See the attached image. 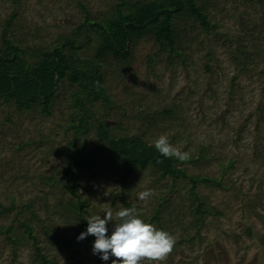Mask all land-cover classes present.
Masks as SVG:
<instances>
[{
    "label": "rangeland",
    "instance_id": "obj_1",
    "mask_svg": "<svg viewBox=\"0 0 264 264\" xmlns=\"http://www.w3.org/2000/svg\"><path fill=\"white\" fill-rule=\"evenodd\" d=\"M16 1L0 0V49L4 34L22 49H49L83 23V8L90 20H100L118 3ZM139 1L146 0H127ZM197 6L213 28L205 29L191 17L175 21L181 59L151 37L131 46L128 60L109 58L103 89L110 104L93 110L114 137L139 135L152 145L164 134L170 144L189 152L190 162L182 161L179 169L190 178L221 181V190H197L219 216L206 218L200 239L182 243L194 237V231L182 228L193 221L187 210L189 186L177 185L178 192L170 195L166 188L171 181H158L151 171L124 175L96 140L94 122L85 152L89 166L68 170L63 149L72 137L66 127L76 116L71 89L62 83L47 116L39 108L19 112L0 106V211H9L0 214V264H40L20 221L34 223L50 264H112L117 259L103 261L93 254L94 243L86 246L77 239V212L68 208L75 201L63 189L65 181L79 185L86 220L97 214L104 218L108 207L114 214L135 207L151 223L165 199L160 222L151 224L172 234L176 244L160 264H264V0H199ZM95 48L89 46L78 57H92ZM53 175L55 185H44ZM145 190L152 195L141 201L138 194ZM114 223L115 217L109 236ZM11 227V237L18 239L15 256L4 235ZM46 234L53 236L51 242Z\"/></svg>",
    "mask_w": 264,
    "mask_h": 264
},
{
    "label": "trees",
    "instance_id": "obj_2",
    "mask_svg": "<svg viewBox=\"0 0 264 264\" xmlns=\"http://www.w3.org/2000/svg\"><path fill=\"white\" fill-rule=\"evenodd\" d=\"M10 1L17 4L16 0ZM117 1L113 12L100 20H90L83 8L85 15L83 23L70 37L61 39L49 49H22L14 45L10 39L7 40L4 34L3 48L0 49V106H12L19 112H31L39 108L41 114L47 116L60 85L68 84L71 89L70 106L76 116L72 124L66 127L72 137L63 149L68 170L89 166L90 161L85 157V152L87 136L91 133L94 126L92 122H94L96 140L107 148L112 162L120 166L124 175L135 171H151L158 181H171L169 187L166 188L170 195L178 192L177 185L186 183L189 186L187 210L193 221L188 226H180L186 227L188 231H194V237L181 241L192 244L196 238L200 239V231L206 218L219 216L210 209L197 190L200 186L221 190L223 189L221 181L188 177L179 169L182 161L175 157L162 156L155 148V144H148L139 135L112 136L107 126L95 119L93 108L99 104H110L103 89V66L109 58L126 61L129 58L131 46L146 37H151L157 46L170 56L181 59L182 55L175 47V21L191 17L205 29H212L213 26L209 25L207 16L197 6L199 0H146L134 3L127 2V0ZM12 17L6 22V30L9 28ZM93 44L96 48L92 57H78L80 51ZM56 180L53 175L46 180L44 185L53 186ZM62 186L75 201L68 208L77 212L78 230L81 233L86 232L88 226L84 218L86 204L78 196L79 185L65 181ZM166 203L168 202L165 199L161 200L150 219L151 223L160 222L161 214L164 213L159 210ZM177 209L184 211L182 208ZM7 212L9 211L1 210L0 214L5 215ZM18 225L31 242L34 260H38L40 264H50L42 253L39 244L40 234L35 232L34 223L20 221ZM13 231L12 227L8 228L4 230V235L5 242L10 244L12 255L15 256L18 239L11 237ZM46 237L47 241L53 240V236L49 234H46ZM83 242L86 246L94 243L91 235L83 239Z\"/></svg>",
    "mask_w": 264,
    "mask_h": 264
},
{
    "label": "clouds",
    "instance_id": "obj_3",
    "mask_svg": "<svg viewBox=\"0 0 264 264\" xmlns=\"http://www.w3.org/2000/svg\"><path fill=\"white\" fill-rule=\"evenodd\" d=\"M155 148L166 158L186 161L190 158L189 152L181 151L169 143L167 135L162 134L155 141ZM139 199L146 201L151 195V190L140 192ZM114 230L108 235V225L113 219ZM87 230L80 234L78 240H83L91 235L95 237L93 254H100L103 261H108L110 256L117 259L112 264H141L146 259L149 264H160L174 250L176 238L167 231L156 228L151 223H146L135 207L121 208L115 214L111 207L101 215H92L87 219Z\"/></svg>",
    "mask_w": 264,
    "mask_h": 264
}]
</instances>
